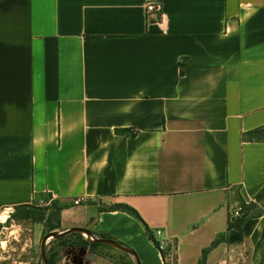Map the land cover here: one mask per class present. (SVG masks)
<instances>
[{"label":"crops","instance_id":"obj_1","mask_svg":"<svg viewBox=\"0 0 264 264\" xmlns=\"http://www.w3.org/2000/svg\"><path fill=\"white\" fill-rule=\"evenodd\" d=\"M263 127L264 0H0V212L53 202L135 254L73 233L55 264H264V207L229 228Z\"/></svg>","mask_w":264,"mask_h":264},{"label":"rangeland","instance_id":"obj_2","mask_svg":"<svg viewBox=\"0 0 264 264\" xmlns=\"http://www.w3.org/2000/svg\"><path fill=\"white\" fill-rule=\"evenodd\" d=\"M256 205L257 209L250 214L260 210L264 201ZM25 211L35 215L45 213L50 218L49 225L56 224V204L53 202L48 207L34 205L28 209L14 208L0 212V264H43L41 241L46 234L58 231L50 230L46 226L39 230L31 220L19 218ZM62 244L53 238L49 239L46 244V258L53 257L55 249Z\"/></svg>","mask_w":264,"mask_h":264},{"label":"trees","instance_id":"obj_3","mask_svg":"<svg viewBox=\"0 0 264 264\" xmlns=\"http://www.w3.org/2000/svg\"><path fill=\"white\" fill-rule=\"evenodd\" d=\"M245 137L251 141L264 142V127L247 133ZM262 201H264V187L256 195L254 203L247 205L246 203L241 202V216L237 217V218L230 219L229 228L230 229H241L245 220L251 215L250 213L252 211H254L255 209H257L256 204L259 202H262ZM54 204H56V203H54ZM30 207L31 206H29V205H25V206H20V207H16V208L17 209H28ZM263 207L264 206H262V208L260 210H258L257 212L253 213V215H259L262 212ZM110 209L122 210L124 212H128V213H131L134 215L137 214L133 209H131L130 207H128L126 205H114V206L110 207ZM59 211H60V208L56 204V212L57 213H56V224H55V226L49 225L50 218L45 213H40L38 215H35V214L31 213L30 211H25L23 213V215L19 218L31 220L33 223H43V225L46 226L47 228H49L50 230H54V229H57V223L59 220ZM47 223H48V225H46ZM74 235L79 237V241L77 243H72L73 245L80 246V247H90L92 249V248H94L100 244L98 242H88L86 240H83L81 234H79V233H75ZM149 236H150L151 240L154 242L155 246L159 249V242H157L150 234H149ZM101 238L107 239V237L103 236V235L101 236ZM60 241L63 244L66 243V242H63L62 239H60ZM214 245H215V243H214ZM172 250H173V248H172L171 244L166 245V248L164 250H160L162 258L165 259L167 257H171L170 255H171ZM54 254L55 255L53 257H47V264H55L57 255H56V253H54ZM205 255H206V251L203 252V256H205ZM173 259H174V257H173Z\"/></svg>","mask_w":264,"mask_h":264},{"label":"water","instance_id":"obj_4","mask_svg":"<svg viewBox=\"0 0 264 264\" xmlns=\"http://www.w3.org/2000/svg\"><path fill=\"white\" fill-rule=\"evenodd\" d=\"M73 233H79V234H82L83 236L86 235V239L90 242H98V243H102V244H106V245H110V246H113L121 251H124L126 253H129L131 255H134L135 254L133 253V251H131L130 249H127L126 247H124L123 245L113 241V240H110V239H105V238H96L93 236V234L86 230V229H83V228H73V229H69L65 232H61V233H58V232H50L48 234H46L42 241H41V258H42V261H43V264H47V258H46V244L48 242L49 239L53 238V239H59L65 235H68V234H73Z\"/></svg>","mask_w":264,"mask_h":264},{"label":"built area","instance_id":"obj_5","mask_svg":"<svg viewBox=\"0 0 264 264\" xmlns=\"http://www.w3.org/2000/svg\"><path fill=\"white\" fill-rule=\"evenodd\" d=\"M146 12L148 14H153L157 15L160 19H163L164 14H163V5L160 1H149L146 4ZM82 201L81 200H76L74 202L75 205H79ZM234 217H240L241 216V209L238 212H235ZM157 236L161 235L160 231L156 232ZM166 248V244L163 242H159V250H164Z\"/></svg>","mask_w":264,"mask_h":264}]
</instances>
